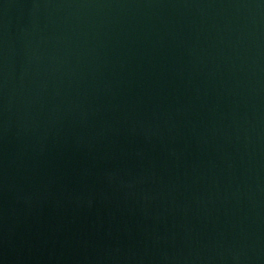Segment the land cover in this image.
<instances>
[{
    "label": "water",
    "instance_id": "water-1",
    "mask_svg": "<svg viewBox=\"0 0 264 264\" xmlns=\"http://www.w3.org/2000/svg\"><path fill=\"white\" fill-rule=\"evenodd\" d=\"M0 264H264V0H0Z\"/></svg>",
    "mask_w": 264,
    "mask_h": 264
}]
</instances>
